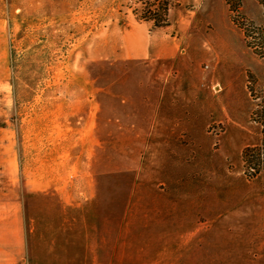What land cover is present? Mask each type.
<instances>
[{"label":"rangeland","instance_id":"1","mask_svg":"<svg viewBox=\"0 0 264 264\" xmlns=\"http://www.w3.org/2000/svg\"><path fill=\"white\" fill-rule=\"evenodd\" d=\"M160 1L0 0V264H264L263 7Z\"/></svg>","mask_w":264,"mask_h":264},{"label":"trees","instance_id":"2","mask_svg":"<svg viewBox=\"0 0 264 264\" xmlns=\"http://www.w3.org/2000/svg\"><path fill=\"white\" fill-rule=\"evenodd\" d=\"M263 7L264 13V0H258ZM161 12L165 9L166 2L163 0L160 1ZM160 8V7H159ZM160 9L152 8L149 10V15L145 16L148 19L153 21V25H160L166 23L165 20L160 18ZM162 21V22H160ZM257 46L262 49L264 53V26L258 28L257 31ZM262 94L259 97V102H257L256 107L254 108V117L261 127V139L259 143L253 145H245L241 149V159L245 169H248L250 174L258 172L261 167H264V75L262 78Z\"/></svg>","mask_w":264,"mask_h":264},{"label":"crops","instance_id":"3","mask_svg":"<svg viewBox=\"0 0 264 264\" xmlns=\"http://www.w3.org/2000/svg\"><path fill=\"white\" fill-rule=\"evenodd\" d=\"M154 43H156L158 45L157 42H154ZM149 46H150L149 35L147 34L145 36L141 31H138L136 33H133V35L130 37L128 42L126 41L125 43H123V46L120 50L121 52H119L118 55L121 57H143V56L145 57V56L151 54ZM155 49H156V47H155ZM155 52H153V54ZM90 133H89V135H90ZM92 138H93V136L91 133L89 139H92ZM58 152H62V151H58ZM64 152H70V150L65 148ZM68 165H69V161L67 160L66 164L64 166L68 167ZM66 171H69V169H66ZM7 264H12V263H10V261H9V262H7Z\"/></svg>","mask_w":264,"mask_h":264}]
</instances>
